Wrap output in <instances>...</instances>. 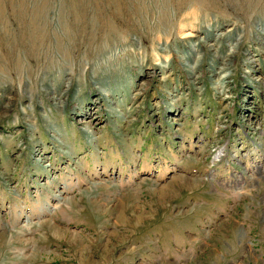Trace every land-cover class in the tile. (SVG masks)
<instances>
[{
    "label": "rangeland",
    "instance_id": "obj_1",
    "mask_svg": "<svg viewBox=\"0 0 264 264\" xmlns=\"http://www.w3.org/2000/svg\"><path fill=\"white\" fill-rule=\"evenodd\" d=\"M263 193L264 0H0V264H212Z\"/></svg>",
    "mask_w": 264,
    "mask_h": 264
},
{
    "label": "crops",
    "instance_id": "obj_2",
    "mask_svg": "<svg viewBox=\"0 0 264 264\" xmlns=\"http://www.w3.org/2000/svg\"><path fill=\"white\" fill-rule=\"evenodd\" d=\"M250 205H252V207H254L256 210L255 212H252L255 213V216L252 214L250 217H248L250 222L247 229L243 225L241 227H236L239 229H233L231 228L233 227V222H230V224L221 225L222 230L226 229L219 234V239L221 241V252L215 254L217 256H215V261H213L212 264H264V226L263 231H259V223L264 222V217H262L264 213V193L262 199L259 198L254 202L251 200ZM259 207L261 208L260 211ZM235 220L236 219L233 221ZM256 225H258V227ZM228 226L230 227L228 228ZM216 234L217 233L214 235L212 232L205 235L203 234L202 241H207L204 242L203 245L207 247V245H211L210 241L208 243V240H217L215 237ZM192 236L188 237L192 244L201 238L196 235L193 237ZM195 250V248L192 249V251L195 253L192 264H197Z\"/></svg>",
    "mask_w": 264,
    "mask_h": 264
}]
</instances>
